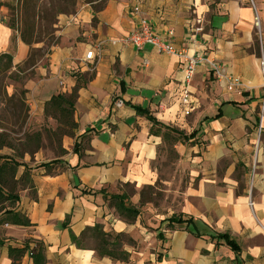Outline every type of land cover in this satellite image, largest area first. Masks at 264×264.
I'll use <instances>...</instances> for the list:
<instances>
[{"label": "crops", "instance_id": "1", "mask_svg": "<svg viewBox=\"0 0 264 264\" xmlns=\"http://www.w3.org/2000/svg\"><path fill=\"white\" fill-rule=\"evenodd\" d=\"M251 3L107 0L94 13L78 1L75 12L54 25L58 43L33 62L30 48L0 19V54L10 55L13 69L27 75L21 88L28 126L45 122L52 97L69 96L78 87L72 113L78 127L76 151L66 150L53 160L57 163L44 167L37 164V154L17 160L31 169L30 184L19 191L15 207L30 226L0 224V264H12L9 248L21 249L28 241L42 245L45 264H121L84 246L87 238L78 248L70 234L78 239L95 225L109 231L112 215L105 199L121 196L119 188L125 185L140 191L156 182L153 164L160 137L150 134L154 127L127 103L175 127L189 144L184 148L179 143L180 202L164 219L182 214L214 233H228L239 247L233 252L222 241L195 238L163 224L150 234L156 259L131 264H264V76L258 65L259 51H264V0L257 9ZM135 7L162 39L173 32L170 42L178 52L217 62L222 75L236 81L235 90L228 92L208 64L198 66L189 84L191 112L184 116L178 102L183 58L158 54L150 45L138 49L118 42L137 27ZM42 47L40 43L32 49ZM90 51L94 58L85 62ZM7 150L1 149L0 155L12 157ZM23 171L18 168L17 178ZM66 219L68 225L62 228ZM111 227L123 231L118 223ZM16 264L34 263L25 252Z\"/></svg>", "mask_w": 264, "mask_h": 264}, {"label": "rangeland", "instance_id": "2", "mask_svg": "<svg viewBox=\"0 0 264 264\" xmlns=\"http://www.w3.org/2000/svg\"><path fill=\"white\" fill-rule=\"evenodd\" d=\"M68 1L63 6L57 3V0H3L0 3V19L7 26H14L17 34L33 31L34 40L43 43L42 49L34 50L32 53L38 58L43 56L47 47L58 43L54 35V25L59 17L71 15L75 8L72 7L73 0ZM78 1L82 0H76V4ZM258 3L259 0H253L251 5L257 9ZM59 10H63L64 15L58 16ZM255 28L260 49V31ZM21 72L23 70L20 68H11L0 73V133L6 132L7 141L13 149L6 148L8 149L6 152L19 162L24 151L30 152L31 155L37 154V164L57 160L67 151L72 152L73 145L77 141L75 135L78 127L74 125L72 118L60 115L55 107L47 108L45 122L28 126L26 122L28 108L21 88L27 75H21ZM23 117L25 121L22 124ZM86 131L89 133L91 130ZM152 132L160 137L156 148V161L153 164L157 174L156 182L140 191L134 190L131 185L119 188V194L123 196L122 202L105 199L112 218L108 222L109 231H104V228L103 231L110 233V242L115 241L118 244L117 252L125 251L128 254L125 262H118L121 264L138 261L146 263L149 259H156L157 248L150 239L153 238L150 234L156 232L155 228L159 221L168 217L180 202L179 145L182 144L187 148L189 144L182 141L178 135L164 129L154 127ZM81 146L82 141L78 145V151ZM25 186H27L25 183L20 185V187ZM121 205L128 212L123 211ZM116 223L123 228L122 232L118 233L111 227ZM84 246L93 249L95 242L87 238L84 240Z\"/></svg>", "mask_w": 264, "mask_h": 264}, {"label": "trees", "instance_id": "3", "mask_svg": "<svg viewBox=\"0 0 264 264\" xmlns=\"http://www.w3.org/2000/svg\"><path fill=\"white\" fill-rule=\"evenodd\" d=\"M107 0H82L84 4L90 5L92 9L94 10V13L100 12ZM69 1L68 0H57V3L65 6ZM72 7H76V0H73ZM63 10H59L57 12V15H64L62 12ZM75 12H72V14ZM7 26V25H6ZM11 30L15 31L14 26H7ZM18 35L20 37V40L22 43H24L26 46L30 48V58L29 61L33 62L35 60V55H33V49L32 47L35 44H40L39 40H34L33 38V31L30 30L28 32H18ZM56 44V43H55ZM55 44L51 45L54 46ZM50 46V47H51ZM28 61V62H29ZM12 66V57L8 54H0V73L4 71H8ZM78 87L74 88L72 93L69 96H56L52 97L51 100L46 104L45 107V114L47 113L48 107H55L56 111L63 115L66 118H72L73 113V107L75 103V99L77 96ZM126 106L133 109L138 115L144 116L145 119L152 125V127H158L159 129H164L166 131H169L170 133H174L178 135L180 138L183 136V134L174 128L164 126L157 122L151 114L146 110L145 108L137 107V106H131L130 104H125ZM19 117V116H18ZM24 117L23 121L21 118L22 124L24 123ZM5 131L0 133V150L2 148H8L12 149L11 145L8 143V136L5 135ZM86 134L83 133V135ZM150 134L157 135L155 132H152L150 130ZM196 134V132H193L189 137H193ZM82 135V136H83ZM77 148V143L74 144L73 151L75 152ZM30 152L24 151V154ZM57 163V161H51L46 164H41L39 167H44L49 164ZM19 167H24L23 174L17 178V170ZM30 168L27 166L20 164L14 157H7V156H1L0 155V214L2 213V219H0V224L4 223H10L14 226H20V227H29L30 222L29 220L23 216L21 213L15 211L16 204L19 201L17 190L19 189L20 185H23L24 183L26 185L30 184ZM24 187H20V191ZM123 196H114L110 199L112 200H119L120 202L123 201ZM120 207H123V211L128 212L127 209L124 208L123 205ZM165 224L168 230L171 231H185L192 235L195 238H202V237H209L211 241H222L224 245H226L231 251L238 252L239 247L236 244L235 240L229 236L228 233L224 234H217L212 232L210 229H208L203 223H200L198 221L193 220L190 217H186L182 214L179 215H173L168 219H164L160 221L159 228L156 230L158 231L160 229V226ZM68 225L67 219L62 224V228H66ZM111 235L110 233L104 232L102 226L95 225L92 228H86L80 238H75L72 234H70V238L73 243L76 244L78 248H80L81 240L85 238L93 239L95 242V246L93 250L96 252V254L101 258H108L111 261L114 262H125L128 254L125 251L117 252L118 244L115 241L110 242ZM158 238L160 235L157 236ZM1 245V244H0ZM25 252L29 253L30 258L33 260L34 264H45V260L43 257V247L39 242L36 241H28L23 246V248H9L8 254L11 259L12 264H16L17 260L20 259Z\"/></svg>", "mask_w": 264, "mask_h": 264}, {"label": "built area", "instance_id": "4", "mask_svg": "<svg viewBox=\"0 0 264 264\" xmlns=\"http://www.w3.org/2000/svg\"><path fill=\"white\" fill-rule=\"evenodd\" d=\"M132 14L137 17V27L128 36L120 39L118 42L122 45H132L140 49L144 45H150L155 52L158 54H166L170 56H177L183 58V63L181 67L182 82L179 89V105L182 108L184 116H188L192 108V97L189 91V84L192 81L196 69L202 64H208L211 73L217 79H223L226 83V90L228 92H233L237 87L236 81L226 79L222 75L221 66L214 60H208L201 54H194L192 56L184 55L178 52L170 42V37L173 36V32L168 31L167 37L162 39L159 34L152 30V26L149 21L143 16L139 7H135L132 10ZM255 26L259 28V21L257 17L255 18ZM94 52L90 51L85 56V62H90L94 57ZM258 65L262 75L264 76V51L261 49L258 55ZM119 103L117 106L119 107ZM262 105H264V95L262 98ZM263 111V107H262ZM261 134V127L258 128V136Z\"/></svg>", "mask_w": 264, "mask_h": 264}]
</instances>
